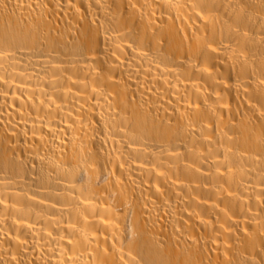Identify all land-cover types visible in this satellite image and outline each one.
Returning <instances> with one entry per match:
<instances>
[{"label":"bare ground","instance_id":"bare-ground-1","mask_svg":"<svg viewBox=\"0 0 264 264\" xmlns=\"http://www.w3.org/2000/svg\"><path fill=\"white\" fill-rule=\"evenodd\" d=\"M0 264H264V0H0Z\"/></svg>","mask_w":264,"mask_h":264}]
</instances>
